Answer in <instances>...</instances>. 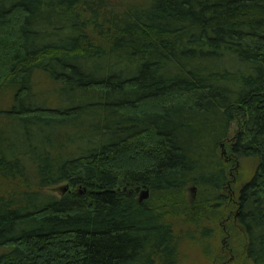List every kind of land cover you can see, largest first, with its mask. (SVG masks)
I'll return each instance as SVG.
<instances>
[{"label": "trees", "instance_id": "obj_1", "mask_svg": "<svg viewBox=\"0 0 264 264\" xmlns=\"http://www.w3.org/2000/svg\"><path fill=\"white\" fill-rule=\"evenodd\" d=\"M38 71L58 105L36 102ZM10 91L2 112L42 149L0 135V264H180V225L207 204L185 203L186 186L228 200L241 157L256 165L231 200L235 252L264 264V0H0ZM83 117L90 145L70 149L54 126ZM62 181L76 189L43 190Z\"/></svg>", "mask_w": 264, "mask_h": 264}, {"label": "rangeland", "instance_id": "obj_2", "mask_svg": "<svg viewBox=\"0 0 264 264\" xmlns=\"http://www.w3.org/2000/svg\"><path fill=\"white\" fill-rule=\"evenodd\" d=\"M112 1L115 2L117 0ZM127 1L130 2L133 0ZM88 17L86 16V19ZM86 19L84 22H86ZM87 26L88 25H86V27ZM87 29L90 32L93 28L92 26H88ZM34 80V94L39 95L36 102H42L41 104L46 106H55L60 103L57 87L45 72L38 71L34 76ZM12 97L13 91L0 96V135L5 137V140H8V145H13L15 149L19 148L23 150L24 147H26V144H31L34 149H36L31 155L34 154L33 157L36 158L39 156L38 149H42V137L37 135L30 139H25L22 135L21 126L18 123L13 122V118L10 117L11 114L2 112L13 107L14 100ZM78 121L79 122L76 125L72 123L67 125L57 124L54 126L56 135L57 133L64 132L69 137L68 141H70L71 144L69 143L67 147L70 149H74L76 147L74 144L78 141H80L81 145H90L89 140L91 135L87 131L89 129H86L88 122L85 117ZM239 123L240 121L238 122L237 120H234L229 124V137L225 139L222 138L217 148L219 155L224 154L226 145L232 142L233 135H235L240 128ZM46 127L45 131L52 130L50 126ZM34 129L37 131L36 127H34ZM51 142H53L52 139ZM57 146H59L58 143ZM204 154L209 155L208 152H204ZM235 162L231 164L233 167L238 164V167H235L237 168L235 175L238 176V181L236 180L237 178H235V182L233 181L231 189H227L226 192L224 191V194H228L225 196L228 197V200L225 198L220 199L216 194H207L206 191H202L192 183L186 186L184 197L185 203H192L196 198H202L207 201V204L205 202L206 205L203 206V211L198 215V219H200L198 224H195V222L189 223L190 221L188 220V223L185 225H180L182 230L187 233L185 234L186 238L181 247L182 254L180 264H250L241 252H235L239 245L238 240L243 234V228L237 223L236 219H234L237 206L236 203L233 205L231 200L237 197L236 195H238V190L241 184L253 173L256 160L252 157H241L240 159H237L236 164ZM230 175L233 176L232 172ZM69 184V181H62L55 185L47 186L43 190L48 194L61 197L64 194L63 187L67 186L68 188L70 187ZM13 187L16 190L24 188L19 182H12L11 186L8 185L7 191L11 188L13 189ZM72 189L75 190L76 187H70V190ZM144 190L145 188L140 190L139 200ZM146 200L150 202L152 201L150 190L149 197L146 198ZM184 216L191 217V215L186 214H184L183 217ZM190 232L192 234L191 238L187 237ZM202 232H205V234L202 235Z\"/></svg>", "mask_w": 264, "mask_h": 264}, {"label": "water", "instance_id": "obj_3", "mask_svg": "<svg viewBox=\"0 0 264 264\" xmlns=\"http://www.w3.org/2000/svg\"><path fill=\"white\" fill-rule=\"evenodd\" d=\"M67 186L63 187V191H66ZM149 197V189H145L142 193V195L140 196V200L146 199Z\"/></svg>", "mask_w": 264, "mask_h": 264}]
</instances>
